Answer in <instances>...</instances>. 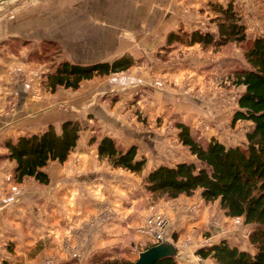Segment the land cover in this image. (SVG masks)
I'll use <instances>...</instances> for the list:
<instances>
[{
    "label": "crops",
    "instance_id": "1",
    "mask_svg": "<svg viewBox=\"0 0 264 264\" xmlns=\"http://www.w3.org/2000/svg\"><path fill=\"white\" fill-rule=\"evenodd\" d=\"M144 1L147 2L142 0L36 1L15 8L12 14L0 13V44L13 37L31 43L17 54L8 52L5 47L0 48V96L3 98V112L0 114V146L7 140L16 141L22 136L40 134L50 125L59 129L63 120L72 119L75 113L83 117L87 115L97 124H102L106 136L122 142L127 148L139 145L138 156L146 158L144 170L146 173L160 165L170 164L169 160L173 157L166 161L165 156L162 157L160 152L157 153L159 157H154L143 149L153 151V142L160 141L162 144L166 138L159 140L156 136L158 133L132 129L117 109L121 104L124 105L126 101L140 94V89H145L143 91L146 92L149 90L147 87L150 86L151 81L153 82L151 78L153 76L146 77L148 72L145 70L142 71L143 76H140L141 74L136 72L139 67H134L131 69L134 71H129L130 73L127 74L83 82L76 91L57 89L54 93L41 87L40 81L32 83L26 79L29 74L41 76L45 72L44 65L28 59L29 52L39 49L42 40L60 43L65 50V59L78 64L110 62L124 54L132 56L137 54L139 47L133 44L132 40L136 41L135 36L131 39L128 36L129 32L132 34V31H143L147 25H150L153 13V23L161 18L160 10L155 11L154 8H151L152 15L149 13V16L136 13L140 5L148 4L149 7L162 5V8L175 11L166 9L162 15L165 20L162 26L165 31L176 30L180 25L186 27L187 22L184 20L186 17H182V14L176 11L175 0ZM186 1L190 5L201 2ZM80 3H83L82 8L76 10L79 13L68 9ZM64 5L67 10L64 9ZM111 5L126 6L131 15H123L121 12L108 13L107 6ZM78 20L87 23L86 26L78 27L81 30L79 32L68 30V21L73 28L74 22ZM124 29L128 31L119 33V30ZM76 35H78L77 41ZM119 47H122L121 50H117ZM194 63L196 67L200 66ZM194 76L195 78L193 77L188 83L185 82L184 87L181 88L179 85L174 91L195 89L200 92V96L190 93L188 95L184 92L185 94L183 93L178 99H181L179 102L170 99L159 105L155 100H162L161 97L173 98L174 93L170 91L162 95L147 93L153 99L151 107L157 114L166 109L165 119L170 109H175L181 120L193 122L194 125L199 126L202 121L212 122L216 127L206 133L205 138L207 140L213 138L224 144L226 139L219 134L221 127H218L221 116L217 120V113H213V111L218 112L217 108L213 109L216 106L209 105L216 98L213 96L215 84L213 81L204 83L199 74ZM177 81H180V77ZM207 84L210 97L201 93L206 91L207 95L208 89L205 88ZM114 97H117L118 101L113 107L110 101ZM140 97L145 96L140 95ZM167 104L170 108L165 107ZM61 105L65 108L60 109ZM202 108L206 110L201 112ZM162 116L161 114L160 117ZM91 125L84 120L83 130H88ZM13 169L14 166L10 162H0V245L9 244L13 251L0 257H5L8 264H43L50 259L47 257H52L49 262L64 264L70 262L73 251L78 254L79 264L86 263L92 253L105 251L107 245L123 243L126 239L124 232L129 229L133 231L139 223L137 221L143 216L138 217L136 208L137 202L146 198L143 189L140 188L138 177L121 169H112L106 160L98 158L94 147L85 145L83 138L82 140L80 138L76 148L63 164L52 162L46 167L50 179L48 185L24 180L20 184V192L12 198V185L7 178L11 177ZM164 211L170 218L167 234L169 239L175 230L186 229L192 235L195 233L191 230L192 226L203 230V224L207 222L206 216L196 223L189 220L192 215L185 212L182 207L172 209L166 205ZM235 230H229L222 240L241 250L249 251L239 246L234 238ZM174 248L177 251L178 264H212L209 259L196 261L189 249H180L179 246Z\"/></svg>",
    "mask_w": 264,
    "mask_h": 264
},
{
    "label": "trees",
    "instance_id": "2",
    "mask_svg": "<svg viewBox=\"0 0 264 264\" xmlns=\"http://www.w3.org/2000/svg\"><path fill=\"white\" fill-rule=\"evenodd\" d=\"M214 9L218 14L214 19L216 36L198 30L170 32L166 43L188 47L198 44L204 48H220L233 43L246 45L244 59L248 68L237 72L234 81V85L243 87L244 91L237 99L238 109L234 111L232 123H252L253 130L247 135L249 143L227 147L212 138L204 146L195 141L186 125L179 123L176 125L178 141L188 148L197 164L161 165L146 174V161L137 157L135 146L123 149L114 138H97L95 135L90 136L88 145L96 146L98 158L106 160L112 169L140 175L141 187L147 193L173 200L190 197L199 191L204 203L218 202L225 217L242 218L245 225L252 226L248 242L254 248L253 253L221 240L196 251L202 260L209 259L212 264H264V37L248 38L241 17L231 4ZM30 45L29 41L13 37L3 41L0 48L17 54ZM28 59L45 66L40 86L50 93L59 88L76 91L84 81L120 74L137 64L128 54L110 62L72 63L62 58L59 43L52 40H42L39 49L29 52ZM81 131V123L73 117L63 120L59 129L50 125L40 134L7 140L0 146L5 151L0 161L14 163L12 176L15 182L31 179L46 186L50 181L46 167L52 162L63 164L68 159L79 142ZM6 248L10 254L12 247L8 244ZM104 254L96 253L88 260L89 264H117ZM77 261L72 259L64 264H78ZM0 262L8 264L3 257ZM154 264L178 262L175 256H170Z\"/></svg>",
    "mask_w": 264,
    "mask_h": 264
},
{
    "label": "rangeland",
    "instance_id": "3",
    "mask_svg": "<svg viewBox=\"0 0 264 264\" xmlns=\"http://www.w3.org/2000/svg\"><path fill=\"white\" fill-rule=\"evenodd\" d=\"M47 2L50 0H20L15 2H9L2 6H0V13L4 15V13L12 14V10L15 8L32 3V2ZM79 1V0H76ZM143 2H147L142 0ZM176 1V11L182 14V17H186V27L180 25L176 30L165 31L163 28V20L162 15L165 13L166 9L162 8V5H157L158 7H149L148 4L140 5L137 7L136 13L140 15L149 16L151 14V8H154L155 11L160 10L161 18L157 20L156 23H153L154 13L150 19V25L143 31H132L133 33L128 34V36L132 39L135 36V42L133 44L138 48V53L134 54L132 57L137 61V64L134 66L135 68L139 67L136 72L143 76L142 71L148 72L146 77L153 78V82H150V86L147 87L149 90L143 91L145 89H140V94L135 95L132 97L131 100L126 101L117 109H119V113L125 117L126 122L128 125L133 129L140 132H151L153 134L158 133L156 135L159 140H163L164 143H160V141L153 142L154 147L153 151H149L147 148H143L150 154H153L154 157H159L158 152L161 153L162 157L165 156L166 161L173 157L172 160H169V167L176 165L179 162H187V163H195L197 164L196 158L192 156L188 150V148L184 147L180 144L177 138V129L176 125L181 123L188 127L190 134L195 139L196 142L205 146L207 143V139L205 138V134L210 132L214 129V125L211 122L202 121L199 126L194 125L193 122L183 121L179 117V113L175 112V109H170V113L168 114L167 118H164L167 115V111L162 110L159 114H157L153 108V99L149 97V94L157 93V94H166V91H170L174 93V99L172 97H161L162 100H155L157 104L163 105V101L172 100L173 102H179L178 100L180 97L183 96V93L186 92L196 96H200V92H197L195 89H190L187 91L181 90L180 92L174 91L179 85L182 87L185 86V82L188 83L189 80H192L194 75L199 74L202 77L204 83H209V81H213L215 84L213 89L215 90L216 98L209 104L210 106L215 105L213 109L217 108L218 112L213 111V113H217V120L218 117L221 116V120H219L218 127L220 129V135H223L226 139L224 143L227 147H235V146H242L249 143L248 134H251L253 128L252 123L248 121H238L236 123H232V116L234 111L238 109L237 99L239 95L244 91V88L241 86L234 85L236 73L239 72L241 69H247L248 65L244 59V52L246 49L245 44H228L220 48L214 47H202L201 45H193L188 47L185 44H178L173 43L172 45H167L166 37L170 32L178 31L189 33L192 31H200L211 33L212 35L216 36L217 34V27L214 19L217 17V13L215 12L216 6L226 7L227 5H232L234 11L239 14L241 17L242 23L245 25V33L248 38H257V37H264V0H199L201 1L199 4L191 3L188 4L186 0H175ZM79 3V2H78ZM84 3V2H83ZM76 4L73 7H68V9H73L74 13L77 9L82 8V4ZM87 5V3H86ZM64 9L66 6L64 5ZM67 10V9H66ZM171 12H175L174 10L168 9ZM108 13H115L121 12L123 15H131L128 7L126 6H107ZM136 16V15H135ZM146 18V17H145ZM87 23L83 22L82 20H78L74 22V27L70 26V21H68V30H73L75 32L81 31L79 28L86 26ZM128 29L119 30V33H125ZM77 36L75 40L77 41ZM70 40V38H68ZM123 41V40H122ZM127 41V40H126ZM62 49V58L64 57V48L59 43ZM122 47L117 48V50H121ZM118 53V51H117ZM130 55V54H128ZM66 60V59H65ZM195 62V63H194ZM194 64H198L200 66L196 67ZM220 64L222 65L220 67ZM133 67V68H134ZM131 68V69H133ZM144 68V69H140ZM123 72L127 74L129 71ZM134 71V70H132ZM131 71V72H132ZM45 73V72H44ZM120 73V74H123ZM130 73V72H129ZM120 74H116L120 75ZM135 74V73H134ZM44 75V74H43ZM172 77H171V76ZM176 75H178L176 78ZM115 75L105 76L111 77ZM105 77H97V78H105ZM180 81L178 82L177 79ZM192 77V78H191ZM93 78V79H97ZM176 78V79H175ZM89 81V80H88ZM163 82V87L161 89H157L154 85L156 82ZM86 82V81H84ZM38 83V82H37ZM83 83V82H82ZM152 86V87H151ZM151 87V88H150ZM207 88V95L206 91L201 92L203 96H211L210 90L208 88V84L205 85ZM204 88V89H205ZM63 89V88H59ZM138 90V89H137ZM206 90V89H205ZM71 91V90H70ZM197 92V93H195ZM185 94V93H184ZM143 95L145 97H140ZM160 98V97H158ZM167 99V100H166ZM118 101L117 97H114L110 101V105L114 107L116 102ZM214 103V104H213ZM166 108H170L165 105ZM65 108L63 105L60 106V109ZM13 110V108H12ZM206 109L202 108L200 111H204ZM67 113V112H65ZM207 113V112H204ZM161 114L163 115L162 117ZM120 116V115H119ZM215 116V115H214ZM83 126V121L86 120L89 124H92L88 130H83L80 133V138L88 145V141L90 136L95 135L97 138L100 136H106L105 131L102 130V124L96 121H93L92 118L89 116H78L77 114H73ZM121 117V116H120ZM86 118V119H85ZM122 118V117H121ZM220 125V126H219ZM161 128L160 130H157ZM108 129V128H105ZM153 131V132H152ZM161 132V133H160ZM163 136V137H162ZM85 137V138H84ZM80 140V139H79ZM116 140V139H115ZM216 140V139H215ZM119 145L123 149H127L126 145L122 142L118 141ZM159 142V143H158ZM89 146V145H88ZM137 149V157L146 158L144 156H138V146L133 145ZM163 146H166L163 147ZM91 147V146H89ZM94 147V146H93ZM96 147V146H95ZM94 147V148H95ZM96 149V148H95ZM5 151L2 149L0 150V156L4 154ZM97 152V151H96ZM71 154V153H70ZM149 154V155H150ZM70 156V155H69ZM156 161V160H155ZM0 162H8V161H0ZM13 166L14 163L10 162ZM161 166V165H160ZM145 172V171H144ZM146 174V172H145ZM134 176L138 177L141 182V176L134 174ZM30 180L31 179H25ZM24 181V180H23ZM22 181V182H23ZM11 185H16L20 187V184L17 183L13 179L11 174L10 177ZM34 183H36L34 181ZM140 188L141 184H140ZM144 191V190H143ZM146 198L137 203V210H138V217H141L138 224L134 227L133 231L130 229L125 231V241L123 243H116L112 245H107L105 251H103L104 256L108 257L110 261L116 262L117 264H125V263H134L139 254L148 250L149 248L153 247L154 244L152 240L137 232V228H142L146 222L147 217L151 214L152 211H157L160 213H165V206L168 205L170 208L175 209L178 207H182L185 212L189 213L188 208L193 207L196 210L195 215H192L189 220L196 222L201 221L206 216V223H204L203 230H199L196 227L192 226L191 230L195 231L192 235L186 229H180L178 231H174L171 235V239H169L168 229L170 224V218L167 215L169 224L168 228L165 232V238L168 243L183 249H189L191 256H194L195 260L198 262L203 261L197 254L196 251L202 247L210 246L214 244V242H219L227 232L231 229H236L234 231V238L236 239L239 246L243 248L249 249V252L253 253L252 246L248 242V236L251 230L253 229L250 225H245L243 223L242 218H228L225 217L223 211L220 210L218 202L214 203H204L201 200L200 192L196 191L192 196L186 197L182 196L173 200H168L165 197H159L157 195H152L150 193L145 192ZM188 201V202H187ZM191 215V214H190ZM209 219V220H208ZM133 232V233H132ZM123 233V234H124ZM212 243V244H210ZM6 246L0 245V256L5 255L7 252V245ZM65 250V248H64ZM11 252H13L11 250ZM72 253H76L73 251ZM71 253V254H72ZM96 253H92L91 259H93ZM73 257V256H72ZM176 257V256H175ZM199 258V260L196 259ZM5 258V257H4ZM49 260H46L43 264H55L51 261L52 257ZM103 258V257H102ZM76 259V258H72ZM70 259V260H72ZM90 259V260H91ZM53 260V259H52ZM78 260V259H77ZM78 264L80 261H77ZM105 262H100L97 264H103ZM82 264H89L87 261L86 263Z\"/></svg>",
    "mask_w": 264,
    "mask_h": 264
},
{
    "label": "built area",
    "instance_id": "4",
    "mask_svg": "<svg viewBox=\"0 0 264 264\" xmlns=\"http://www.w3.org/2000/svg\"><path fill=\"white\" fill-rule=\"evenodd\" d=\"M43 75L38 74H29L27 75L26 79L29 82L37 83L41 81ZM155 87L157 89H161L163 87V82L159 81L154 83ZM12 109V108H11ZM3 112V98L0 96V114ZM7 181L10 182V177L7 178ZM11 183V182H10ZM20 192V189L18 186L13 185L11 187V197L13 198L15 194H18ZM189 214L195 215L196 210L193 207H189ZM168 218L167 215L164 213H160L157 211H152L151 214L147 217L146 222L142 228H137V232L149 237L154 246L160 245L163 243H168V240L165 238V232L168 228ZM73 256V257H72ZM72 258L78 259L77 253L71 254ZM197 260H199L198 257H196Z\"/></svg>",
    "mask_w": 264,
    "mask_h": 264
},
{
    "label": "water",
    "instance_id": "5",
    "mask_svg": "<svg viewBox=\"0 0 264 264\" xmlns=\"http://www.w3.org/2000/svg\"><path fill=\"white\" fill-rule=\"evenodd\" d=\"M20 0H0V6ZM177 251L173 245L169 243H163L160 245L153 246L148 250L139 254L138 259L133 264H154L160 259L176 256Z\"/></svg>",
    "mask_w": 264,
    "mask_h": 264
}]
</instances>
